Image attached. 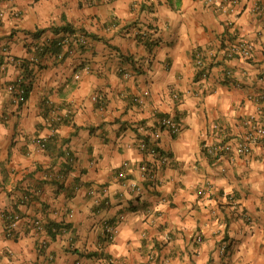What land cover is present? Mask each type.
Segmentation results:
<instances>
[{"label":"crops","instance_id":"0c3cea01","mask_svg":"<svg viewBox=\"0 0 264 264\" xmlns=\"http://www.w3.org/2000/svg\"><path fill=\"white\" fill-rule=\"evenodd\" d=\"M255 5L264 12V0H238L233 30L252 44V58L226 60L225 17L200 0H0V214L21 218L14 239L0 220V264H264V139L245 156L205 153L218 142L213 125L222 142L242 136L249 117L264 127V14ZM68 30L95 39L71 42L61 60L45 53L22 75L19 63L71 40ZM205 49L218 59L202 79L193 59ZM226 70L235 85L223 80ZM18 76L27 97L13 106L6 88ZM144 91L145 102L134 103ZM166 116L181 130L161 133V162L136 145L152 142ZM143 161L157 169L158 184L141 180ZM120 217L115 239L99 249L102 222ZM36 220L59 233L36 234Z\"/></svg>","mask_w":264,"mask_h":264},{"label":"built area","instance_id":"2783aa9c","mask_svg":"<svg viewBox=\"0 0 264 264\" xmlns=\"http://www.w3.org/2000/svg\"><path fill=\"white\" fill-rule=\"evenodd\" d=\"M206 7L215 8L220 14L225 17L224 28L228 31V36L226 37L227 42L224 44L223 50L221 49V53L226 60H234V59H242L249 60L253 55V46L248 41L239 38L235 35V17L237 14V5L238 0H230L227 3H216L214 0H200ZM252 11L258 15H263V9L258 5H255ZM3 14L0 13V17ZM77 44L81 47L87 44V39L84 36H79L77 39ZM60 45L65 49L67 55H71L73 50L69 47V40L67 37L61 40ZM5 51V49H3ZM64 52L60 53L56 56V59H63ZM218 59L217 52L214 49H205L199 50L194 53V65L196 68V72L198 75L204 79L207 76L209 67L215 63ZM33 62H37L34 58L31 59L30 64ZM20 64V63H19ZM120 76L124 80H129L132 76L128 70L120 69L118 71ZM78 77H76L77 79ZM223 80L228 81V83H232L235 85V80L231 70H226L223 75ZM8 94L10 95L11 102L13 106H19L23 104L27 97V88H26V79L24 76H18V78L7 86L6 88ZM148 97V92L144 91L141 95H137L133 98V102L136 104H143ZM174 99L177 100V95H174ZM258 100L263 101L264 95H258ZM243 125L245 126V131L242 136L237 139L230 140L229 138L225 139V141H221L223 139V130L218 125H213L212 129L217 143L208 145L205 147V153L208 157L212 159H216L225 155L234 154L235 156H245L250 154L251 146L254 142L260 141L264 139V127L261 126L254 117H249L243 121ZM181 130L180 123L173 117H160L157 120V128L153 132V141L147 142L145 140H140L136 148L142 153L145 157H152L154 159H158L161 162H166L167 157L163 156L162 152L159 150L157 146V142L160 139L161 133L166 132L170 136H176L179 134ZM221 141V142H220ZM36 145L40 149H44L45 140L38 139ZM220 142V143H219ZM128 164L124 163L120 168V171L117 173V178L119 180H125L127 176ZM140 178L143 182H147L150 185L158 184L156 174L157 169L155 167L150 166L149 162L143 161V163L139 166ZM129 187L136 193H140L144 190L143 185H139L137 183H131ZM107 189H102V194L106 195ZM204 188H200L198 190V196L203 195ZM89 195L94 196L95 191L90 190ZM98 204V203H97ZM107 202H105V205ZM244 220L250 222V218L247 216H243ZM123 219L120 217L119 221H103L102 228L100 233V241L98 242V248L102 249L106 244L112 242L115 239L117 233V226L119 222ZM0 220L3 223L5 236L8 239L15 238V232L17 230V226L21 220L20 216L16 213H7L3 212L0 214ZM33 229L36 234H40L45 231V225L36 220L32 222ZM196 242H201V237L196 239ZM44 248V245H42ZM229 253V243L228 241H224L219 244L217 249L218 257L221 259H226ZM105 264H113L110 258H104Z\"/></svg>","mask_w":264,"mask_h":264},{"label":"trees","instance_id":"16d2710c","mask_svg":"<svg viewBox=\"0 0 264 264\" xmlns=\"http://www.w3.org/2000/svg\"><path fill=\"white\" fill-rule=\"evenodd\" d=\"M68 35H70V37H72V39L70 40V38L68 37L67 39L69 40V47H71V42H75L77 43V38L75 35V33H73L72 31H67ZM80 35L84 36L86 39H95V37H92L91 35H87L86 33H80ZM63 38H60V39H57L53 42L50 43L49 47H45V48H38L36 50V54H35V57L34 59L37 60L39 56L41 55H44L45 53H52L55 55V57L60 54V52L62 51L61 49L63 48L60 43H61V40ZM78 45V44H77ZM79 46V45H78ZM81 47V46H79ZM67 56V53L64 52V57ZM29 68H30V62H26V61H23L20 63V70L22 72V75L26 76L28 73H29ZM47 147L46 143L44 145V149ZM64 154V153H63ZM64 156V155H63ZM70 170V167H66V169L64 168L63 172L61 173V175H64L66 172H68ZM47 229V232L48 234L51 236V237H54L56 236L58 233H59V230H60V227L56 224H48L46 227ZM102 261V264H105L104 263V260H101Z\"/></svg>","mask_w":264,"mask_h":264}]
</instances>
